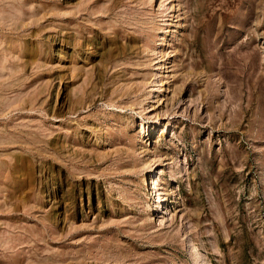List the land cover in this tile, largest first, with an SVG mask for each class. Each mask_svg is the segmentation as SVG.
Masks as SVG:
<instances>
[{"label":"rangeland","instance_id":"374dc122","mask_svg":"<svg viewBox=\"0 0 264 264\" xmlns=\"http://www.w3.org/2000/svg\"><path fill=\"white\" fill-rule=\"evenodd\" d=\"M0 264H264V0H0Z\"/></svg>","mask_w":264,"mask_h":264}]
</instances>
